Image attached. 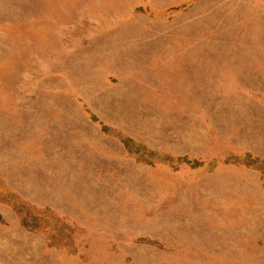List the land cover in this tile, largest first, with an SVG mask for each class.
I'll return each mask as SVG.
<instances>
[{"label":"rangeland","instance_id":"374dc122","mask_svg":"<svg viewBox=\"0 0 264 264\" xmlns=\"http://www.w3.org/2000/svg\"><path fill=\"white\" fill-rule=\"evenodd\" d=\"M0 264H264V0H0Z\"/></svg>","mask_w":264,"mask_h":264}]
</instances>
